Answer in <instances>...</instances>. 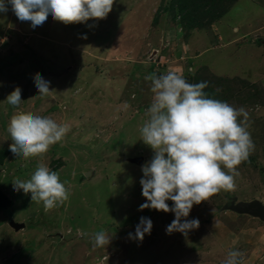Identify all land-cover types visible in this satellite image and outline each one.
Masks as SVG:
<instances>
[{
	"label": "rangeland",
	"instance_id": "obj_1",
	"mask_svg": "<svg viewBox=\"0 0 264 264\" xmlns=\"http://www.w3.org/2000/svg\"><path fill=\"white\" fill-rule=\"evenodd\" d=\"M7 7L0 13V191L10 203L0 211V264H224L233 250L244 253V264H264V222L222 211L234 197L264 204V0H189L185 8L178 0H115L106 19L65 25L49 15L35 29ZM169 71L206 82L209 98L245 108L255 146L238 168L235 191L193 206L187 219H198L199 228L186 236L167 233L173 212L140 210L142 166L154 155L139 132L153 99L145 76ZM37 73L52 95L39 96ZM16 87L18 109L6 102ZM17 111L69 131L42 160L14 155L7 126ZM38 164L71 193L53 210L12 185ZM141 217L153 225L142 241L134 238ZM10 221L25 228L14 231ZM101 230L111 241L94 247Z\"/></svg>",
	"mask_w": 264,
	"mask_h": 264
},
{
	"label": "clouds",
	"instance_id": "obj_2",
	"mask_svg": "<svg viewBox=\"0 0 264 264\" xmlns=\"http://www.w3.org/2000/svg\"><path fill=\"white\" fill-rule=\"evenodd\" d=\"M114 3L115 0H7V3L0 0V13L7 12L10 4L18 20L31 22L35 29L49 15L65 25L103 20ZM33 79L40 97L55 92L40 74ZM145 80L151 81L153 99L139 132L141 141L154 155L142 166L140 184L146 203L140 205V210L173 212L175 219L167 227V233L186 236L199 228L198 219H187L194 205L209 201L221 191H235L238 168L248 161L255 147L248 130V112L243 107L209 98L204 91L206 82L189 83L174 71L162 75L153 72ZM21 91L16 87L6 102L18 109ZM68 131L67 125L48 116L17 111L7 126L13 141L9 150L25 159L42 160L51 146L64 140ZM12 185L16 191L31 194V201L42 204L45 211L62 206L71 195L66 182L44 164H38L29 179L16 178ZM168 201L173 202V207H169ZM152 226L149 218L141 217L134 238L142 241ZM110 241L104 230L92 238L94 247L108 246ZM224 264H244V253L230 251Z\"/></svg>",
	"mask_w": 264,
	"mask_h": 264
},
{
	"label": "water",
	"instance_id": "obj_3",
	"mask_svg": "<svg viewBox=\"0 0 264 264\" xmlns=\"http://www.w3.org/2000/svg\"><path fill=\"white\" fill-rule=\"evenodd\" d=\"M129 162L135 165H142L143 158H132ZM222 211H231L240 215H248L253 218L264 222V204L258 200H253L250 202H237V199L231 198V200L223 205ZM9 226L14 229V231H19L24 229V223H17L10 221Z\"/></svg>",
	"mask_w": 264,
	"mask_h": 264
},
{
	"label": "trees",
	"instance_id": "obj_4",
	"mask_svg": "<svg viewBox=\"0 0 264 264\" xmlns=\"http://www.w3.org/2000/svg\"><path fill=\"white\" fill-rule=\"evenodd\" d=\"M187 1H189V0H178V2H179V7H181V8H185V6H186V4H187ZM211 4V3H210ZM212 5H210L209 7V9L208 10H210L211 11V7ZM180 8V9H181ZM214 9H215V6H214ZM219 9H220V11H219V13H217L216 15L218 16L219 14H221V13H224V10H223V5H220L219 6ZM215 15V16H216ZM7 151L5 150L4 151V153H6ZM1 159L2 158H0V162H1ZM9 201H8V199L6 198V196L3 194V193H1V191H0V211H2V210H4V209H6L7 207H8V205H9Z\"/></svg>",
	"mask_w": 264,
	"mask_h": 264
},
{
	"label": "crops",
	"instance_id": "obj_5",
	"mask_svg": "<svg viewBox=\"0 0 264 264\" xmlns=\"http://www.w3.org/2000/svg\"><path fill=\"white\" fill-rule=\"evenodd\" d=\"M249 29V28H248ZM260 30V29H259ZM233 31L234 32H237L238 31V29H237V27L236 28H233ZM249 31V30H248ZM248 31H247V34H248ZM250 33H253V32H250ZM244 35H246V34H244ZM254 43H257V42H254ZM262 44L264 45V42H262Z\"/></svg>",
	"mask_w": 264,
	"mask_h": 264
}]
</instances>
